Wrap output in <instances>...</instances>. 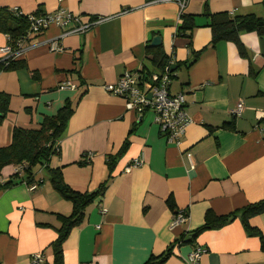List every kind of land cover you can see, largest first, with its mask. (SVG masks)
I'll return each instance as SVG.
<instances>
[{"label":"crops","instance_id":"0c3cea01","mask_svg":"<svg viewBox=\"0 0 264 264\" xmlns=\"http://www.w3.org/2000/svg\"><path fill=\"white\" fill-rule=\"evenodd\" d=\"M263 1L190 0L184 13L196 16L198 28L189 40L177 36L176 2L0 0L1 8L24 15L64 8L84 22L107 18L85 33L64 38V30L50 27L31 41L20 59L26 68L0 72V93L10 96L0 147L11 144L15 127L36 129L67 100L72 103L74 114L60 141V155L49 166L62 169L73 190H98L109 175L107 157L129 143L104 195L86 209L83 223L64 243L65 264H144L182 237L185 242L174 246L165 264H188L196 248L206 250L198 264H264L260 239L248 235L239 216L190 242L208 212L228 215L264 200V38L242 33L247 53L242 56L234 42L211 43L204 15L207 6L212 14L264 19ZM155 37L176 65L170 91L186 96L192 120L179 147L167 142L151 112H131L122 98L105 90L126 73L148 68L157 74L147 55ZM53 40L64 52L49 50ZM6 44L0 33V49ZM240 102L243 113L234 118L231 111ZM232 122L234 129L223 127ZM135 160L142 165L133 167ZM14 174L15 166H8L0 175V264H33L35 254L43 255L42 264H53L50 245L57 238V215H70L72 204L53 189L44 169L34 170L30 184L39 187L33 192L20 180L4 187ZM170 200L175 211H187V222L172 227L177 213ZM250 225L264 239V214L252 218Z\"/></svg>","mask_w":264,"mask_h":264},{"label":"trees","instance_id":"16d2710c","mask_svg":"<svg viewBox=\"0 0 264 264\" xmlns=\"http://www.w3.org/2000/svg\"><path fill=\"white\" fill-rule=\"evenodd\" d=\"M42 14V12H37L35 16H40ZM204 15L208 18L206 27L212 30L213 37L211 43L234 42L237 44L242 56L247 55L240 41V35L242 33L255 32L261 38H264V19L255 15L232 16L227 12L212 14L209 13L207 6L204 8ZM95 19L96 18H91L90 20ZM197 28L196 16L183 13L177 27V36L186 37L191 40L193 32ZM30 29L31 21L28 15L21 14L19 11H12L8 8L0 7V33L9 37L12 46H18L19 42L29 35ZM34 38H28V41H32ZM162 48V46L147 47V55L157 74L162 73L171 61ZM200 53L201 52L194 54V59L190 65L198 59ZM23 68H26V65L22 60L12 61L9 64L0 63V72L16 71ZM175 72L176 70L171 73L172 79ZM153 74L155 73H152L148 68H144L140 71L142 80L148 81ZM34 78H37L36 74H34ZM9 107L10 96L5 93H0V126L9 113ZM73 114L74 108L72 107V103L67 100L56 115L44 117L38 128L28 129L15 127L12 133L11 144L7 147H0V175L4 168L8 166H15V170L17 167L22 166L24 173L22 177H20L19 173L15 172L12 181L6 183L4 187L13 185V180H20L21 183L22 181L31 183L34 177V170L36 168H42L49 174L50 184L53 189L62 199L72 204V212L70 215H57L59 227L54 228L57 238L50 245L54 256L53 264H65L64 243L68 239L71 231L83 223L86 209L104 195L115 165L126 153L129 144L128 141H126L115 155L107 157L106 163L109 175L98 190L85 193L73 190L66 184L62 169H52L49 166L51 159L60 155V141L64 136L68 122ZM223 127L232 130L235 128V123L232 122ZM169 207L171 210L175 211V205L171 200L169 202ZM175 213H178V211H175ZM262 214H264V200L250 204L228 215L217 216L208 212L205 216L204 225L194 232L193 240L190 242L192 243L196 240L202 232L221 229L239 216L248 235L251 237H258L264 250L262 233L260 230L250 225V220L252 218ZM47 226L49 225H45V227ZM185 238L186 237H182L175 241L172 248L163 255L151 256L144 264H165L167 259L171 256L174 246L183 244Z\"/></svg>","mask_w":264,"mask_h":264},{"label":"built area","instance_id":"2783aa9c","mask_svg":"<svg viewBox=\"0 0 264 264\" xmlns=\"http://www.w3.org/2000/svg\"><path fill=\"white\" fill-rule=\"evenodd\" d=\"M155 3L176 2L180 10V17L184 13L187 4L190 0H153ZM31 21V29L29 35L19 42L18 46H12L10 39L7 37V44L0 49V63L9 64L12 61L20 60L30 47L31 41L28 38H36L50 27L55 26L62 30L64 33L61 38L71 34H82L90 30L93 26L102 23L107 18H97L84 22L81 16H76L70 11L60 8L56 12L49 14H42L40 16L28 15ZM180 21V20H179ZM49 50L55 53L64 52L63 47L57 40L48 42ZM173 62L170 61L168 66L162 73L153 74L149 80H142L140 74L126 73L121 76L115 84L105 86V90L117 97L122 98L126 102V107L131 112L143 115L146 112L154 114V123L158 126L160 133L168 143L181 146L185 137L186 131L192 120L186 112L187 100L183 93L172 94L170 86L172 82ZM244 105L240 102L231 111L234 118L240 117L243 113ZM264 133V129L260 128ZM186 159L192 168L193 159L192 154L185 153ZM92 158V155H87ZM142 165V161L135 160L133 167ZM129 166L127 169L129 170ZM22 177L23 167H17L15 170ZM24 182V183H23ZM27 185L28 189L33 192L38 189L39 184H30L22 181ZM106 211H103L105 214ZM188 221L186 210H179L174 216L172 227H176ZM206 253L203 248H196L188 256V264H198L202 256ZM44 257L42 254H35L32 258L33 264H42Z\"/></svg>","mask_w":264,"mask_h":264},{"label":"water","instance_id":"95a60500","mask_svg":"<svg viewBox=\"0 0 264 264\" xmlns=\"http://www.w3.org/2000/svg\"><path fill=\"white\" fill-rule=\"evenodd\" d=\"M161 45V38L155 37L151 43V47H158ZM176 70V65H172V72ZM190 239V237L188 238Z\"/></svg>","mask_w":264,"mask_h":264},{"label":"rangeland","instance_id":"374dc122","mask_svg":"<svg viewBox=\"0 0 264 264\" xmlns=\"http://www.w3.org/2000/svg\"><path fill=\"white\" fill-rule=\"evenodd\" d=\"M153 114V113H152ZM154 115V114H153Z\"/></svg>","mask_w":264,"mask_h":264}]
</instances>
